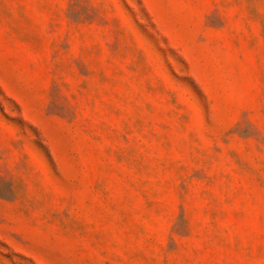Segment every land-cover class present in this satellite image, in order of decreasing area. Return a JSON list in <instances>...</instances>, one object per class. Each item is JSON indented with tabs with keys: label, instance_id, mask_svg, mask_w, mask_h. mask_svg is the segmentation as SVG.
Listing matches in <instances>:
<instances>
[{
	"label": "rangeland",
	"instance_id": "1",
	"mask_svg": "<svg viewBox=\"0 0 264 264\" xmlns=\"http://www.w3.org/2000/svg\"><path fill=\"white\" fill-rule=\"evenodd\" d=\"M0 264H264V0H0Z\"/></svg>",
	"mask_w": 264,
	"mask_h": 264
}]
</instances>
